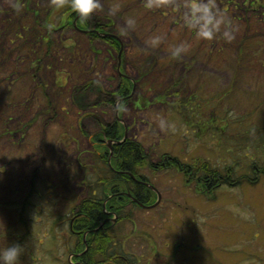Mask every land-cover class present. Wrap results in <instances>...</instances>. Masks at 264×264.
I'll return each instance as SVG.
<instances>
[{"label": "rangeland", "instance_id": "1", "mask_svg": "<svg viewBox=\"0 0 264 264\" xmlns=\"http://www.w3.org/2000/svg\"><path fill=\"white\" fill-rule=\"evenodd\" d=\"M186 2L100 0L90 17L100 28L85 32L59 23L70 0H0V249L23 245L21 264L74 259L70 219L94 191L104 196L98 153L113 147L96 137L117 119L144 144L139 172L161 194L152 189V207L129 203V219L113 216L119 254L134 264H264V0H202L223 20L212 40L187 26ZM47 26H56L49 51ZM175 96L185 111L168 104ZM173 156L181 170L165 165ZM204 164L242 181L209 190Z\"/></svg>", "mask_w": 264, "mask_h": 264}, {"label": "trees", "instance_id": "2", "mask_svg": "<svg viewBox=\"0 0 264 264\" xmlns=\"http://www.w3.org/2000/svg\"><path fill=\"white\" fill-rule=\"evenodd\" d=\"M71 10V8H66L63 10L61 15L65 16L67 11ZM77 14L73 11L68 15V18H61L60 25L62 27H71L73 30L83 31L88 30L87 28L98 27L97 24L94 26L91 23V19L89 18L87 21L78 19L77 24L74 23L75 16ZM91 17V16H90ZM47 24H44L45 26ZM57 25V26H60ZM48 27V28H47ZM45 27L47 30H42L41 33V42L47 47L48 51L51 49V35L55 32L54 28L56 26H47ZM100 28V27H98ZM82 29V30H81ZM104 31V30H103ZM86 32V31H85ZM91 36H96L100 38V35L96 33H89ZM105 41H108L110 45L115 48H120V42L114 37H102ZM46 43V44H45ZM51 52H48L49 54ZM126 80L123 79V82L118 86L117 95L124 100L123 103H126L128 97L132 93L131 84H129ZM177 100L169 102L168 104L172 105L174 108L178 110L185 111L184 100H181L179 96ZM113 103V100H111ZM114 104V103H113ZM115 105V104H114ZM187 109V108H186ZM216 115H220L217 111ZM190 115V114H189ZM188 115V116H189ZM214 119V120H213ZM213 123L216 122H224L222 118H213ZM215 127V126H214ZM223 129V128H220ZM107 135L115 142L121 141L125 137V128L119 122V120H114L112 124H109L108 128H106ZM114 155L112 157L111 163L112 166L109 165L108 158L110 153L107 152L105 156V174L100 173L102 176L101 179V191L103 192V197H100L94 191L92 194L84 198L81 203L78 205V216L73 215L70 219L69 223V234L74 236L76 240H74L75 247L71 252L78 253L83 252L87 249L88 244L89 251H87L84 256H76L74 255V259L69 261V264H72L73 261L81 260L84 264H100L105 262V264H114L116 263L122 264L123 262L118 257V248L115 244L116 237L113 232H111L112 228L110 227V222H107L110 216L121 217L120 219H129L131 218V213L126 214V206L129 203L134 206H141L142 204H149L155 201V192L148 187L144 182L139 180L150 182L149 179L142 175L139 172V169L145 165L146 160L148 159L147 150L142 142L135 138L127 137L121 143H117L113 147ZM248 156L249 153H246ZM169 159V158H168ZM165 160V165L168 167L175 166L180 168L181 164L177 157L173 156L172 159ZM172 160V161H170ZM192 168L189 167L187 171L191 173ZM202 170V173L199 175L201 185L205 186L209 190H213L215 187H218L221 183H229L230 185L240 183V180H231V171L228 176L221 174L220 170L211 168L208 164H204L197 171ZM134 175L135 177L131 176ZM229 177L230 180L227 179ZM105 187V190H104ZM100 191V192H101ZM125 192V193H124ZM131 192L133 197L138 199V203L133 201L131 197H129L126 193ZM106 204V205H105ZM23 210L22 213L19 214L17 223L24 224L27 232L29 233L28 223L23 219ZM75 218V219H74ZM74 219V220H73ZM24 220V221H23ZM73 220V223L71 224ZM105 220L106 227L105 229H99L97 232L94 230L101 226L100 224ZM23 222V223H22ZM12 234L11 236L17 234L16 225L11 227ZM75 235H78L76 237ZM86 236V239L84 236ZM26 236V235H25ZM70 238V237H69ZM79 254V253H78Z\"/></svg>", "mask_w": 264, "mask_h": 264}, {"label": "clouds", "instance_id": "3", "mask_svg": "<svg viewBox=\"0 0 264 264\" xmlns=\"http://www.w3.org/2000/svg\"><path fill=\"white\" fill-rule=\"evenodd\" d=\"M56 7H63L65 0H51ZM148 7L153 6V0H149ZM71 9L84 21L100 7V0H70ZM185 7L190 9V13L185 15V23L188 27L196 30L198 39L212 40L220 30L222 19L218 18V12L214 11V4L203 3L202 0H187ZM131 23V21H129ZM227 40L233 38L230 31H224ZM153 46L159 44V38L150 42ZM187 49L180 45L175 48L174 55L179 56ZM163 124V122H161ZM25 255L24 246L21 244H10L8 247L0 249V264H21L22 257Z\"/></svg>", "mask_w": 264, "mask_h": 264}, {"label": "flooded vegetation", "instance_id": "4", "mask_svg": "<svg viewBox=\"0 0 264 264\" xmlns=\"http://www.w3.org/2000/svg\"><path fill=\"white\" fill-rule=\"evenodd\" d=\"M124 77V76H123ZM122 98V97H121ZM109 124H112V123H105V122H101V128H100V131L98 132V136L96 137V140H97V144H98V146L99 147H103V146H106V147H108V149H110V141H112V143H111V146L112 147H114V145L115 144H117V142H115V141H113L108 135H107V132H106V128H108V126H109ZM126 135V134H125ZM127 138V137H126ZM106 151H107V148H106ZM108 153H110V155H109V158H110V156H111V152L110 151H108ZM106 154H107V152H103V153H98V156H100V158L101 159H103V160H105V156H106ZM113 155H114V149H113ZM113 155H112V157H113ZM112 157H111V160H112ZM109 158H108V162H109ZM96 192V191H95ZM125 193V192H124ZM133 200V199H132ZM133 201H135V200H133ZM135 202H137V201H135ZM138 203V202H137ZM152 205H154V203H149V204H146V206L147 207H145V208H148V207H152ZM125 206H127V205H125ZM78 211V210H77ZM79 215V213L77 212V214L75 215V216H78ZM118 217V215H116V218ZM75 219V218H74ZM73 219V220H74ZM73 220H72V222H71V224L73 223ZM106 220H108L107 222H110V227L111 228H113V227H115L114 226V224L116 223V220H115V218H113V215L112 216H110L108 219H106ZM107 222H105V220L100 224V225H102L103 224V226L102 227H100L99 226V229H105V227H106V224L105 223H107ZM98 229V230H99ZM95 232V231H94ZM97 232V231H96ZM76 237H78V235H75ZM89 244H88V246H87V249H85L83 252H78L77 254L76 253H73L72 255L74 256V255H76V256H84V254L87 252V251H89ZM118 257L120 258V260L123 262L122 264H134V262H133V260L129 257V256H127V255H122V254H118ZM109 262H113L114 264H119V263H116L115 261H109ZM72 264H84V262L83 261H81V260H76L75 261V263H72ZM100 264H105V262H103V263H100Z\"/></svg>", "mask_w": 264, "mask_h": 264}, {"label": "water", "instance_id": "5", "mask_svg": "<svg viewBox=\"0 0 264 264\" xmlns=\"http://www.w3.org/2000/svg\"><path fill=\"white\" fill-rule=\"evenodd\" d=\"M78 17H79V16H78ZM78 17H77L76 20H75V24H77ZM81 30H82V29H81ZM83 31L90 32L91 30H83ZM93 31L96 32L97 34H99V35L102 36V37H109V36L112 37V35H111L110 33L100 32L99 30H93ZM126 137H127V136L125 135L124 139L121 140V141H117V143H121V142H123L124 140H126ZM111 143H112V141H110V144H111ZM112 155H113V152H111V156H110V158H109V164H110V166H112V163H111V157H112ZM128 173H129V172H128ZM129 174H131V173H129ZM131 176L135 177V176L132 175V174H131ZM139 181L144 182L148 187H150L151 189L155 190V191L158 193V196H159L158 201L160 200L161 194H160L159 190H158L153 184H151L150 182L142 181V180H139ZM126 194H127L129 197H131L133 200H135V201L138 202V199H137L136 197H133V195H132L131 192H127ZM140 204H141V206H143V207H147L145 204H142V203H140ZM105 205H106V204H105ZM155 205H156V203H155L154 205H152V206H155ZM102 226H103V224H102L100 227H102ZM98 229H99V228L95 229L94 231H97ZM86 236H87V235L84 236L85 239H86Z\"/></svg>", "mask_w": 264, "mask_h": 264}]
</instances>
